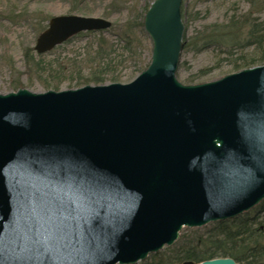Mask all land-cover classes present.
Segmentation results:
<instances>
[{"label": "water", "instance_id": "obj_1", "mask_svg": "<svg viewBox=\"0 0 264 264\" xmlns=\"http://www.w3.org/2000/svg\"><path fill=\"white\" fill-rule=\"evenodd\" d=\"M181 5L152 2L128 83L0 93V264H136L264 200V65L179 81ZM111 25L54 16L36 49Z\"/></svg>", "mask_w": 264, "mask_h": 264}, {"label": "trees", "instance_id": "obj_2", "mask_svg": "<svg viewBox=\"0 0 264 264\" xmlns=\"http://www.w3.org/2000/svg\"><path fill=\"white\" fill-rule=\"evenodd\" d=\"M251 8L239 17H233L228 23L217 22L187 38L184 32V49L201 51L216 46L226 53L233 71L264 64V20L255 13L264 12V0H246ZM150 3L133 19L128 20L117 28L114 38H108L99 32L94 34V46L79 60H69L71 67L88 74L79 76L77 86L87 84H104L107 82H124L122 77L128 68L133 72L145 69L144 46L148 35L144 29V15ZM78 9V8H77ZM75 8V10H77ZM121 8L111 4L110 14ZM45 18L37 30L43 31L47 26ZM113 27V26H112ZM84 34V33H81ZM78 36V35H77ZM47 53L37 54L33 47L25 50L26 65L37 66V73H48L53 76L68 71L66 61L56 58L46 59ZM62 70V71H60ZM211 68L203 69L199 74L190 77L189 83H200L210 73ZM48 88H56L50 86ZM218 257H230L237 262L246 264H264V201L251 211L234 219L219 221L202 228H187L179 239L170 247L152 254L142 264H183L192 262L198 264L205 260Z\"/></svg>", "mask_w": 264, "mask_h": 264}, {"label": "rangeland", "instance_id": "obj_3", "mask_svg": "<svg viewBox=\"0 0 264 264\" xmlns=\"http://www.w3.org/2000/svg\"><path fill=\"white\" fill-rule=\"evenodd\" d=\"M153 0H0V93H9L19 88H28L34 92H44L48 89L62 90L77 88L79 76L87 75L88 70L78 71L69 65V60H79L94 46V34H79L53 49L51 54L44 55L46 59L56 58L66 61L69 70L62 74L49 75L37 73L34 64L26 65L24 52L36 44L40 32L38 28L44 24L45 18L64 14H80L109 18L113 27L103 31L108 38H114L117 28L131 20L142 11L146 4ZM121 8L110 14L111 4ZM251 4L246 0H183L182 19L187 38L200 35L199 32L213 23H228L233 17H239L250 10ZM75 8L77 10H75ZM264 20L263 13H255ZM145 48V67L151 61L152 42L148 37ZM226 53L213 46L196 51L184 49L177 70L178 79L184 84H190L189 78L199 74L205 68H211L202 81L221 78L233 71ZM134 68L124 71L123 81H131L138 73ZM62 71V70H60ZM51 84L56 88H48ZM50 85V86H51ZM186 228L182 230L185 232ZM165 249V248H164ZM162 249V250H164ZM151 256V255H150ZM149 256V257H150ZM148 257V258H149ZM147 258V259H148ZM146 259V260H147ZM144 260V261H146ZM139 261L137 264H142Z\"/></svg>", "mask_w": 264, "mask_h": 264}]
</instances>
